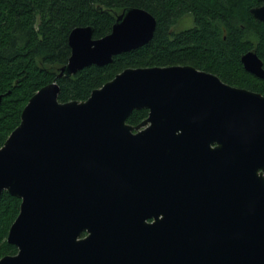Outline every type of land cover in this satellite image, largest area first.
Here are the masks:
<instances>
[{"label": "water", "instance_id": "95a60500", "mask_svg": "<svg viewBox=\"0 0 264 264\" xmlns=\"http://www.w3.org/2000/svg\"><path fill=\"white\" fill-rule=\"evenodd\" d=\"M252 12L264 21V3ZM156 28L136 6L103 37L77 26L59 76L108 64ZM241 61L264 78L255 50ZM60 90L36 91L0 147V196L21 198L17 252L0 264H264V93L190 64L127 67L84 100Z\"/></svg>", "mask_w": 264, "mask_h": 264}, {"label": "trees", "instance_id": "16d2710c", "mask_svg": "<svg viewBox=\"0 0 264 264\" xmlns=\"http://www.w3.org/2000/svg\"><path fill=\"white\" fill-rule=\"evenodd\" d=\"M260 0H0V147L20 124L31 96L56 81L61 101L84 100L92 91L127 67L194 65L224 81L264 93V78L245 69L241 57L255 50L264 63V21L251 12ZM128 6L149 10L157 18L147 44L113 57L105 65H90L72 76H59L71 55L69 34L91 25L93 37L112 31ZM187 13L193 27L174 30ZM148 110L136 109L128 121L137 124ZM21 198L0 196V258L17 252L8 241L19 214Z\"/></svg>", "mask_w": 264, "mask_h": 264}, {"label": "flooded vegetation", "instance_id": "af4514ba", "mask_svg": "<svg viewBox=\"0 0 264 264\" xmlns=\"http://www.w3.org/2000/svg\"><path fill=\"white\" fill-rule=\"evenodd\" d=\"M264 3V0H260V2L257 4V5H254V6H252L251 7V12H252V9L254 8V7H258V6H261L262 4ZM253 13V12H252ZM257 18V17H256ZM192 20H193V23H192ZM260 20V19H259ZM261 21H263V20H261ZM192 24V25H191ZM195 25V20H194V16H193V14L192 13H187L186 15H184L179 21H178V23H176L175 25H174V27L172 28V29H174V30H183V29H187V28H190V27H193ZM177 27H181V29H177ZM204 70V69H203ZM148 110V109H147ZM148 112H149V110H148ZM155 220V218H148L147 219V222H153ZM88 235V233H87V231H83L82 233H81V235H80V237L82 238V237H85V236H87Z\"/></svg>", "mask_w": 264, "mask_h": 264}, {"label": "rangeland", "instance_id": "374dc122", "mask_svg": "<svg viewBox=\"0 0 264 264\" xmlns=\"http://www.w3.org/2000/svg\"><path fill=\"white\" fill-rule=\"evenodd\" d=\"M192 23H193V20H192ZM192 25V24H191ZM177 29H181V27H177Z\"/></svg>", "mask_w": 264, "mask_h": 264}]
</instances>
